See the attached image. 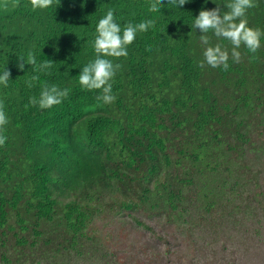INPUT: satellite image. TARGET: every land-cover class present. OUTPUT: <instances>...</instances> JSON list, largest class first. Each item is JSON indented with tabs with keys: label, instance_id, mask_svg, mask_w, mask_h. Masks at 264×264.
<instances>
[{
	"label": "trees",
	"instance_id": "trees-1",
	"mask_svg": "<svg viewBox=\"0 0 264 264\" xmlns=\"http://www.w3.org/2000/svg\"><path fill=\"white\" fill-rule=\"evenodd\" d=\"M229 2L164 0L150 12L152 0H54L43 10L20 0L0 9V73L11 72L0 85L9 120L0 264H183L184 251L187 264H264V36L256 53L242 45L234 63L228 40L209 32L204 45L194 27L201 10L224 12ZM254 3L248 25L264 31V0ZM109 9L122 29L155 27L137 33L126 58L107 57L121 67L111 81L116 100L105 104L78 76L96 58ZM216 44L229 50L227 71L199 66ZM29 51L55 64L20 71ZM33 75L40 80L29 88ZM45 83L69 95L50 109L32 106ZM125 230L140 238L125 256L103 254L101 241Z\"/></svg>",
	"mask_w": 264,
	"mask_h": 264
},
{
	"label": "clouds",
	"instance_id": "clouds-1",
	"mask_svg": "<svg viewBox=\"0 0 264 264\" xmlns=\"http://www.w3.org/2000/svg\"><path fill=\"white\" fill-rule=\"evenodd\" d=\"M34 10L50 8L54 0H30ZM188 0H168V4L183 7ZM164 0H152L150 4V12H158ZM20 6V0H0V9L5 11L15 9ZM227 11L222 12L219 5L214 10H201L198 17L195 18L194 27L199 29L203 35H200V41L204 45L210 44V36L212 32L217 38L228 40L231 45V57L234 63H239L241 53L238 51L240 47L245 46L249 52L256 53L261 47V37L264 31L252 28L248 25L247 10L256 7L254 0H230L224 5ZM155 27L154 20L142 21L139 24L131 23L125 25L123 29L116 22L114 11L109 9L106 15L101 18L96 28V38L94 40V49L96 58L81 70L78 79L80 85L89 90H98L101 94L98 100L105 104L115 102L116 97L112 94V83L116 72L120 69V64H114L107 57L120 59L128 56V47L135 41L138 32H147L149 28ZM204 61L199 66L204 67L206 62L212 68L223 67V70L229 69V50L221 44L206 47L204 53ZM19 70L24 71L25 64L32 66L36 73L46 72L55 64L51 60L37 63L35 53L29 51L27 59L20 57L18 59ZM11 72L7 68L0 73V85L8 86ZM40 80L39 75H33L28 81L29 88L33 87ZM39 99L30 98L29 103L32 106L37 104L41 109H50L63 102L69 95V89H61L56 85H41ZM9 120L5 112L3 102H0V146H4L7 137L3 134Z\"/></svg>",
	"mask_w": 264,
	"mask_h": 264
},
{
	"label": "rangeland",
	"instance_id": "rangeland-1",
	"mask_svg": "<svg viewBox=\"0 0 264 264\" xmlns=\"http://www.w3.org/2000/svg\"><path fill=\"white\" fill-rule=\"evenodd\" d=\"M257 118L264 119V110H262L259 113V115H257ZM260 128H263V127H260ZM258 181H259V184L257 186V191L264 192V174L258 177ZM157 230H161V227H158ZM168 230H169V227L167 226L165 231L167 232ZM113 231H114V228H113ZM131 239H140V238L136 233L132 234L130 230H125L124 233H113L112 236L110 237L111 241L104 242V243L103 241H101L102 242L101 244L105 245L101 248V250H104L103 254L105 252H109L111 256L116 257V258H119L120 256H125L124 253L126 252V248H128L131 245V243L129 242V240ZM156 243H159L161 246H165L164 242H159L157 240ZM97 244H100V241H98ZM188 256L189 254L187 251H184L182 253L180 252V257L182 258L183 264H187ZM85 262L86 264H92L93 261H91V259H88Z\"/></svg>",
	"mask_w": 264,
	"mask_h": 264
}]
</instances>
